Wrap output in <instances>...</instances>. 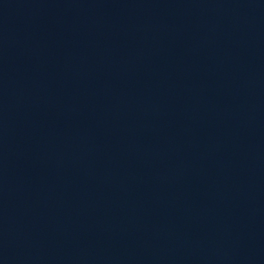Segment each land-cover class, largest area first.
<instances>
[{"label": "water", "instance_id": "95a60500", "mask_svg": "<svg viewBox=\"0 0 264 264\" xmlns=\"http://www.w3.org/2000/svg\"><path fill=\"white\" fill-rule=\"evenodd\" d=\"M0 264H264V0H0Z\"/></svg>", "mask_w": 264, "mask_h": 264}]
</instances>
